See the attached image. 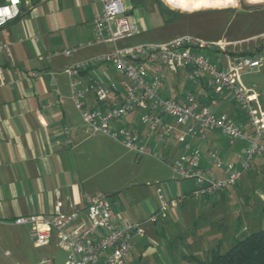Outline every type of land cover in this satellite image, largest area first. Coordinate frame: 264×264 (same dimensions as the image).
Wrapping results in <instances>:
<instances>
[{
	"label": "crops",
	"instance_id": "1",
	"mask_svg": "<svg viewBox=\"0 0 264 264\" xmlns=\"http://www.w3.org/2000/svg\"><path fill=\"white\" fill-rule=\"evenodd\" d=\"M66 1L24 0L19 16L1 33L2 39L9 43L10 54L0 53L3 81L0 84V244L15 245L21 238L20 229L27 231V226L12 223L16 216L47 214L56 205L63 213L83 211L86 199L99 192L98 153L108 152L115 143L107 136L101 139L88 130L72 100L69 77L64 71L78 61L109 50V45L85 48L71 56L47 55L93 35L92 18L101 7L100 1L91 14L87 13L86 3L78 0L80 13L68 17L61 9ZM137 17L131 19L136 21ZM99 70L91 68L79 77L88 81L96 78ZM58 84H67L69 90ZM188 88L192 86L183 74L170 73L163 94L177 99ZM92 97L90 94L86 99V107L95 106ZM215 110L229 114L250 131L228 94ZM136 118L134 115L130 122H136ZM142 135H146V130L142 129ZM220 135L209 130L205 140L192 141V146L201 152V168L206 175H224L220 167L210 162L208 150L211 148H217L224 162L237 164L240 159L239 143L230 144ZM153 144L169 163L183 151L182 143L172 134L166 142ZM190 181L164 185L168 198L182 197L183 200L170 207L164 217L158 215L154 222L148 218L157 212L158 202L147 201L143 214L138 205L132 206L128 213L119 199H112L115 223L140 222L144 229L143 236L132 238L125 258L127 264H201L214 251L228 245L229 240L264 226V153L251 160L250 168L234 186L215 195H193L194 186ZM232 202L233 211L229 210ZM230 215L235 217L231 225ZM183 219L188 225H183ZM52 241L58 246L56 235ZM4 253L11 254L7 249Z\"/></svg>",
	"mask_w": 264,
	"mask_h": 264
},
{
	"label": "built area",
	"instance_id": "2",
	"mask_svg": "<svg viewBox=\"0 0 264 264\" xmlns=\"http://www.w3.org/2000/svg\"><path fill=\"white\" fill-rule=\"evenodd\" d=\"M23 1L0 0V53L5 56L10 54L9 43L2 39L1 33L19 16ZM99 1L101 7L92 18V37L47 54L48 57L71 56L96 45L110 46L109 50L64 70L69 77L72 100L88 130L121 143L137 157L158 156L153 142L164 143L172 134L182 143L183 151L169 164L178 177L192 180L193 195L212 196L234 186L250 168L251 160L264 153V121L255 118L250 99L254 87H247L239 80L242 70L258 68L261 60L254 54L231 56L228 46L233 41L205 39L189 32L164 42L119 46L118 42L140 32L138 23L130 17V0ZM104 64L115 66L122 78L102 83L97 78L83 81L79 77L82 72ZM170 73L183 74L192 86L180 98L163 94ZM50 83L54 84L52 76ZM90 94L95 106L86 107ZM226 94L243 114L250 131L234 117L215 110ZM134 115L136 122L131 123ZM142 129L146 135H142ZM209 130L222 134L230 144L240 145L237 164L224 162L217 148L208 150L211 164L224 173L220 177L204 174L201 152L192 146L194 139L205 140ZM156 193L158 210L148 218L152 222L183 200L168 198L159 186ZM112 217L110 202L97 193L86 199L83 211L63 213L56 205L50 213L19 215L12 223L27 226L28 237L35 246L48 245L56 235L58 246L67 253L62 264H127L125 258L132 238L143 236L144 229L140 222L115 223ZM20 264L54 262L50 257H42L33 263Z\"/></svg>",
	"mask_w": 264,
	"mask_h": 264
},
{
	"label": "rangeland",
	"instance_id": "3",
	"mask_svg": "<svg viewBox=\"0 0 264 264\" xmlns=\"http://www.w3.org/2000/svg\"><path fill=\"white\" fill-rule=\"evenodd\" d=\"M80 1L86 3L87 13L92 14L94 8L99 6L98 0ZM154 3L150 2L143 6H137L130 11V17L136 18L138 16L136 22L140 27V32L133 37L121 40L118 45L164 42L178 34L189 32L205 39L233 41L228 46V52L234 57L239 56L240 52H256L257 57L261 60V65L254 70H242L239 80L247 87H254L253 95L250 97L253 114L256 119L263 122L264 48L261 45L264 42V2L248 3L246 0H238V5L235 7L194 11L171 8L164 0H155ZM61 9L66 17L70 14H79V1L67 0L63 2ZM169 10L179 12L182 15L172 17ZM247 55L249 54L246 53L241 56ZM96 68L100 70L95 77L102 83L109 81V76L112 79L121 77V73L113 65L104 64ZM106 73H108L107 76ZM63 81H66L65 76ZM58 86L69 90L67 84H58ZM96 136L103 139L101 134ZM219 137L224 139L223 135ZM156 151L158 156L146 154L137 157L134 152L117 141L111 145L108 152L101 150L98 153L101 167L98 174L100 178L98 193L106 196L110 204L113 198L119 199L128 213H130L132 206L135 208L138 205L144 214V206L147 201L150 203L158 202L156 193L158 186L164 188V185L167 184L174 186L176 182L178 184L191 182L189 179L178 177L173 172L169 162L163 159L164 156L158 150ZM232 204L233 202L229 210L233 211L234 205ZM234 218L231 215L228 216L230 225L234 223ZM182 223L188 225L189 222L183 219ZM5 227L9 226L5 225ZM20 230L21 238L15 245L0 244V264L33 263L42 257H53L56 264L64 262L67 253L59 246H55L53 241L48 245L35 246L29 239L27 231L25 229ZM233 241L229 240L228 245ZM228 245L225 244L219 251L224 252L229 247ZM6 249L10 251V255L4 253Z\"/></svg>",
	"mask_w": 264,
	"mask_h": 264
},
{
	"label": "trees",
	"instance_id": "4",
	"mask_svg": "<svg viewBox=\"0 0 264 264\" xmlns=\"http://www.w3.org/2000/svg\"><path fill=\"white\" fill-rule=\"evenodd\" d=\"M154 1L130 0L131 9L149 4L150 2L154 3ZM169 12L172 14V17L174 15L175 17L182 15L179 12H172L170 10ZM261 46L264 48V42ZM246 53L250 55L256 52H240L239 56ZM201 264H264V226L236 237L224 252L214 251L210 259L202 261Z\"/></svg>",
	"mask_w": 264,
	"mask_h": 264
},
{
	"label": "bare ground",
	"instance_id": "5",
	"mask_svg": "<svg viewBox=\"0 0 264 264\" xmlns=\"http://www.w3.org/2000/svg\"><path fill=\"white\" fill-rule=\"evenodd\" d=\"M248 3H261L264 0H246ZM171 8L182 11H194L201 9H220L235 7L238 0H164Z\"/></svg>",
	"mask_w": 264,
	"mask_h": 264
},
{
	"label": "snow or ice",
	"instance_id": "6",
	"mask_svg": "<svg viewBox=\"0 0 264 264\" xmlns=\"http://www.w3.org/2000/svg\"><path fill=\"white\" fill-rule=\"evenodd\" d=\"M13 2H16V0H13Z\"/></svg>",
	"mask_w": 264,
	"mask_h": 264
}]
</instances>
